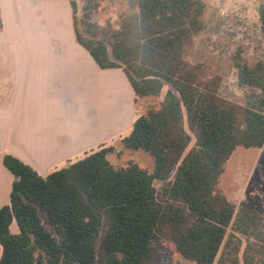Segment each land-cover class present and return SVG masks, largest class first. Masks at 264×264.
<instances>
[{
  "label": "trees",
  "instance_id": "obj_1",
  "mask_svg": "<svg viewBox=\"0 0 264 264\" xmlns=\"http://www.w3.org/2000/svg\"><path fill=\"white\" fill-rule=\"evenodd\" d=\"M131 5L108 43L83 38L76 17L74 27L102 69H123L136 104L170 85L123 140L127 148L149 153L153 170L113 167V148L104 145L47 176L6 155L14 182L10 204L0 209V264H149L165 239L195 264H264V216L237 208L218 189L237 147L264 148V61L236 62L239 84L254 91L245 106L221 98L218 80L202 79L185 58L203 29V3ZM259 21L264 41V7ZM85 25V33L95 27L88 20ZM186 124L194 136L191 148ZM156 181L164 183L163 201ZM245 237L252 241L240 256Z\"/></svg>",
  "mask_w": 264,
  "mask_h": 264
},
{
  "label": "crops",
  "instance_id": "obj_2",
  "mask_svg": "<svg viewBox=\"0 0 264 264\" xmlns=\"http://www.w3.org/2000/svg\"><path fill=\"white\" fill-rule=\"evenodd\" d=\"M0 10L1 209L14 182L6 155L47 176L129 133L136 96L122 68L102 69L79 43L69 0H0Z\"/></svg>",
  "mask_w": 264,
  "mask_h": 264
},
{
  "label": "rangeland",
  "instance_id": "obj_3",
  "mask_svg": "<svg viewBox=\"0 0 264 264\" xmlns=\"http://www.w3.org/2000/svg\"><path fill=\"white\" fill-rule=\"evenodd\" d=\"M69 1L76 4L74 17L81 36L85 39H102L108 43L110 32L119 29L122 18L133 10L131 3L134 0ZM199 1L204 5L203 29L188 46L185 58L191 65L198 67L202 79L218 80L217 91L221 98L245 106L254 91L239 84L236 62L254 65L257 61H264V41L259 21V11L264 7V0ZM87 13L90 19L85 16ZM87 20L95 24L89 33L84 32ZM91 32H96V35L93 36ZM168 89L170 85L165 83L159 97L138 100L136 118L146 113L150 107L158 106ZM183 113L186 121L187 113L184 108ZM186 130L190 136L191 148L194 136L187 124ZM129 133L104 145L113 148L108 155L110 163L117 169L138 165L152 171L154 162L149 153L125 146L123 140ZM163 184L160 181L155 182L160 200ZM218 189L237 208H253L264 216V148L237 147L224 166ZM249 241L252 240L243 238L240 256ZM149 264L195 263L184 258L174 244L165 239L159 243L157 253Z\"/></svg>",
  "mask_w": 264,
  "mask_h": 264
}]
</instances>
